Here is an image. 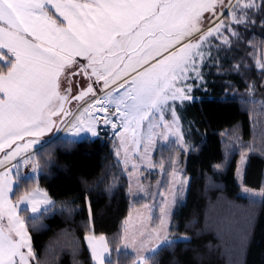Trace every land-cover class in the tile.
<instances>
[{
	"label": "snow or ice",
	"instance_id": "obj_1",
	"mask_svg": "<svg viewBox=\"0 0 264 264\" xmlns=\"http://www.w3.org/2000/svg\"><path fill=\"white\" fill-rule=\"evenodd\" d=\"M49 5L55 13H50ZM256 7V0H237L236 5L231 0H0V149L14 145L8 157L20 156L58 128L54 117L69 114L63 105L70 88L62 90L61 82L83 75L88 86L73 99L91 93L93 102L66 131L73 135L86 131L95 137L100 123L111 124L119 129L114 135L124 149L125 164L130 151L126 145L136 152L143 146L142 158L147 159L155 137L167 140L176 123L174 108L172 122L165 118L170 103L193 99L189 81L203 79L201 67L206 45L210 58V38L230 45L228 38H222L226 30L239 39L233 25L247 23L249 10ZM225 9L228 22L220 18ZM205 20L214 26L193 41ZM93 78L95 84L102 83L103 95L97 96ZM157 128L163 131L157 133ZM24 163L34 171L40 167L31 158ZM14 182L9 170L0 171V264H33L37 257L22 212L37 214L41 205L52 201L39 188L12 201ZM243 191L264 197V190ZM24 203L26 210L21 209ZM164 214L162 208V228H166ZM85 239L94 264H105L109 251L105 238ZM163 240L171 243L167 235ZM136 264H143V259L138 257Z\"/></svg>",
	"mask_w": 264,
	"mask_h": 264
},
{
	"label": "trees",
	"instance_id": "obj_2",
	"mask_svg": "<svg viewBox=\"0 0 264 264\" xmlns=\"http://www.w3.org/2000/svg\"><path fill=\"white\" fill-rule=\"evenodd\" d=\"M257 9L237 25L243 41L231 48L227 73L211 69L205 89L195 90L196 98L180 110L190 147L182 155L189 183L170 236L184 238L158 247L149 264H264V197L241 195L235 179L239 158L247 153L243 183L264 190V69L249 54L250 40L264 48V5ZM35 161L39 173L16 178L10 196L15 201L39 185L54 201L38 218L22 212L37 257L33 264H93L88 234L106 238L105 264H133L135 257L120 245L130 209L128 181L111 140L102 134L57 137L36 151Z\"/></svg>",
	"mask_w": 264,
	"mask_h": 264
},
{
	"label": "rangeland",
	"instance_id": "obj_3",
	"mask_svg": "<svg viewBox=\"0 0 264 264\" xmlns=\"http://www.w3.org/2000/svg\"><path fill=\"white\" fill-rule=\"evenodd\" d=\"M225 2L227 3L228 0H225ZM240 2L245 3L247 2V0H240ZM231 3L233 5H236L237 0H231ZM256 4L257 7L255 9H252L255 10V12L258 10L257 8L260 4V0H256ZM237 11L239 14V10ZM208 15H209L208 13H205V17H207ZM224 15H223L224 17L222 16L220 18L228 22L229 17H228L227 9H225ZM248 20H250V10H249ZM212 26H214L212 22L205 20L200 25L202 31L195 33L193 37H191V39L193 41L198 40L199 36L204 34L207 31V29ZM233 27L239 33V38H240L242 35V31L239 30V27H237V25H233ZM222 38H228L231 41V44L224 45L220 41L216 40L215 37L210 38V42H211L210 58L208 57L209 49L207 45L205 46V52H206L205 61L201 67V73L203 79L189 81V83L193 85L192 91L190 93L193 99L196 98V96L194 95L195 90L205 89L207 77L211 69L213 70V74L215 75L220 73H227V70L229 69L227 65L229 59L228 56H230L229 54L231 52L230 50L233 46L240 45L238 41L239 42L243 41L242 39L238 40L237 37L231 36L226 30H222ZM250 42L252 44L251 45L252 49L249 52V54L252 56L256 68L261 69L260 64H264V48L262 49V46L259 45L257 42H253V40H250ZM231 64L233 66V69L236 70L237 69L236 66L238 65V63L232 62ZM74 77L75 80L78 78L77 76ZM82 80L88 81L85 76L84 79ZM94 80L95 78H93V86L95 87V92L97 96L103 95V93L99 92L100 87H102V83L97 85L94 83ZM250 90L253 91L252 88ZM71 95L72 94L70 91L66 93V96L68 97L66 98L64 106ZM190 101H184L183 103H181L180 101H176L174 104L170 103L169 108L165 112V118L169 123L172 122L171 113H172V109L174 108L177 117L176 123L173 128L168 130L169 135L167 140H164L160 135H157L155 137V143L151 148L147 159L142 158L143 146L140 147L139 152H136L134 150V146L126 145V147L130 148V151L128 152L129 163L125 164L124 149L120 147V139L114 135V133L119 129H113L111 127V124L104 125L103 123H100L98 126V135L102 134L103 136H106L111 140L114 153L124 170V174L127 177L130 209L128 215L124 220V227H123V233H122V239L120 245L123 248L127 249L135 257L133 264H136L138 257L143 259V264H149V262L147 261V257L153 252H155L158 247L166 243L163 240V237L165 235H167L168 241H171L173 239L184 238V236L171 237L170 228L172 224L173 213L177 208V206L184 200L189 183V176L185 173L184 159L182 155L183 153H186L190 149V147L184 135L185 129H184V123L180 116V110L186 103ZM92 102H93V95L91 94L88 98H86L82 102L81 101L78 102L77 103L78 105L72 106L71 116L68 117V119L65 122H63V124L59 128V130L62 129V132L59 135L60 137L66 139L94 138L93 136H91L90 133L86 131L80 133L79 135H73L71 132L66 131L67 126L72 121H74L76 117L80 116V114L84 111V109L88 107V105H90ZM112 110L114 111V108ZM115 122L119 124L118 121ZM162 131H163L162 128L156 129L157 133H160ZM47 134L48 132H46L44 136L38 138L39 142L43 141L42 143H44L45 142L44 137ZM52 136H57V133ZM52 136L50 137L51 139L53 138ZM181 138H182V143H181ZM167 146L171 147V151H173L174 153L173 156L169 155V151L166 149ZM118 150L120 153L119 155H117ZM158 152H159V159L156 162H160L161 164L156 163L154 159L155 154ZM8 153L9 151L0 153V167L6 161L13 158V157H8ZM244 154L245 153H243L240 156L235 169V179L239 186V193L248 198L261 199L262 197L259 196L250 197L247 193L243 191L245 188L250 189L254 192H260L262 190L259 188H252L246 186L243 183V172L247 158L246 155L242 160V156ZM29 158L35 160V152L27 154V156H24L22 158V160L23 159L26 160ZM24 160L21 161V163H15L14 162L15 159L11 160L4 164L6 165L4 168L0 169V171H5V170L10 171V175L15 181L13 184V190H14V186L16 185L15 178H21L22 176L33 177L35 174L39 173V168L34 171L31 167V164L30 163L25 164ZM170 161H171L170 164L171 171L166 176V172H167L166 164L169 163ZM133 165H135V167H133ZM174 173H175V177L173 175ZM174 179L183 180L186 181V183L174 184L173 183ZM35 188H39L44 192H47L44 188L40 187L39 185H35L29 191ZM11 194L12 193H10V196ZM24 194L25 193H23L22 195ZM48 197L52 201L51 205L48 206L41 205L39 213L31 214L30 212H27V214L30 217H36L42 211H45L46 207L48 208V210H50L53 207L54 201L49 194ZM162 208L165 210L163 219L165 220L166 228L161 227ZM21 209H27V204L26 203L21 204Z\"/></svg>",
	"mask_w": 264,
	"mask_h": 264
},
{
	"label": "crops",
	"instance_id": "obj_4",
	"mask_svg": "<svg viewBox=\"0 0 264 264\" xmlns=\"http://www.w3.org/2000/svg\"><path fill=\"white\" fill-rule=\"evenodd\" d=\"M84 0H81V2H83ZM49 7V10H50V13H55V9H53V8H51V6L49 5L48 6ZM69 80H71V85H69ZM74 87H75V77L74 76H69V77H67L66 79H63L62 80V82H61V89L62 90H64V89H69L70 88V92H71V94H72V92H73V90H74ZM68 97V96H67ZM64 106V105H63ZM59 117H60V115H58L57 117H54V119H55V121L57 122L58 121V119H59ZM54 130H55V128H53L52 129V131L51 132H48V134L47 135H45V141L47 140V139H49L52 135H53V133H54ZM25 139H27V137L25 138ZM43 141H41V142H39V144L38 145H36V146H33V147H31V148H29L28 150H27V152H31V151H35V150H38L39 149V147L42 145V144H44V143H42ZM13 148H14V145L13 146H5V148H3V149H0V153H2V152H6V151H11V150H13ZM24 153H26V152H21V155L22 154H24ZM16 158H18V156H16V157H13L12 159H9L8 161H6L5 163H7V162H9V161H11V160H14V159H16ZM4 163V164H5ZM2 165L1 167H0V169H2V168H4L6 165ZM16 179V178H15ZM10 195V194H9ZM86 236H94V235H86ZM85 236V237H86ZM100 236H102V235H99V236H95L96 238H99ZM85 237H84V240H85V243H86V245H87V248H88V250H89V253H90V256H91V259H92V254H91V249L89 248V246H88V242H87V240L85 239ZM104 237V236H103ZM105 238V237H104ZM105 240H106V238H105ZM107 242V241H106ZM121 248H123L122 246H121ZM123 249H125V248H123ZM125 250H127V249H125ZM109 254H110V252L108 251V253H106L105 254V260L109 257ZM92 262H93V264H94V261H93V259H92Z\"/></svg>",
	"mask_w": 264,
	"mask_h": 264
},
{
	"label": "flooded vegetation",
	"instance_id": "obj_5",
	"mask_svg": "<svg viewBox=\"0 0 264 264\" xmlns=\"http://www.w3.org/2000/svg\"><path fill=\"white\" fill-rule=\"evenodd\" d=\"M77 77L78 78L75 80V87H74V90H73L71 96L76 95V94L82 92L87 87V85L89 83L88 81L82 80V79H84V76L83 75L82 76L81 75H78ZM80 79H81V81H80ZM75 102H77V101L76 100H73L72 102H70L69 107L73 106L75 104Z\"/></svg>",
	"mask_w": 264,
	"mask_h": 264
},
{
	"label": "water",
	"instance_id": "obj_6",
	"mask_svg": "<svg viewBox=\"0 0 264 264\" xmlns=\"http://www.w3.org/2000/svg\"><path fill=\"white\" fill-rule=\"evenodd\" d=\"M87 88V87H86ZM86 88L83 90V91H85L86 90ZM79 94V93H78ZM78 94H76V95H78ZM76 95H73V96H71L69 99H68V101L66 102V105H65V110L70 114V107H69V104H70V102H72L73 100H76V99H73V97L74 96H76ZM89 95H91V93L90 94H88V95H86V96H84L82 99H80V100H76L77 102H80V101H82L83 99H85V98H87ZM69 114H68V116H69ZM67 117H64L63 115H61L60 116V118H59V120L56 122L58 125H60L61 123H62V121L63 120H65ZM58 128H55V130H57Z\"/></svg>",
	"mask_w": 264,
	"mask_h": 264
},
{
	"label": "bare ground",
	"instance_id": "obj_7",
	"mask_svg": "<svg viewBox=\"0 0 264 264\" xmlns=\"http://www.w3.org/2000/svg\"><path fill=\"white\" fill-rule=\"evenodd\" d=\"M71 114H72V112H71ZM71 114H70V116H71ZM70 119V118H69Z\"/></svg>",
	"mask_w": 264,
	"mask_h": 264
}]
</instances>
